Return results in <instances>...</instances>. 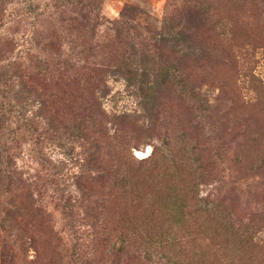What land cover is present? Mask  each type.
Masks as SVG:
<instances>
[{
    "label": "rangeland",
    "instance_id": "374dc122",
    "mask_svg": "<svg viewBox=\"0 0 264 264\" xmlns=\"http://www.w3.org/2000/svg\"><path fill=\"white\" fill-rule=\"evenodd\" d=\"M132 234L264 264V0H0V264H152Z\"/></svg>",
    "mask_w": 264,
    "mask_h": 264
},
{
    "label": "trees",
    "instance_id": "16d2710c",
    "mask_svg": "<svg viewBox=\"0 0 264 264\" xmlns=\"http://www.w3.org/2000/svg\"><path fill=\"white\" fill-rule=\"evenodd\" d=\"M74 72L78 73L77 68H75ZM132 158L135 160H138L133 155H132ZM5 164H6V171L3 176L2 185L4 186V188L5 187L8 188L14 182L13 179L15 178L13 177V173L11 172L12 167L14 168V159L10 156H7ZM122 176H124V174H122ZM20 187H21L20 184H18L17 189H21ZM175 189L176 191L174 192V196L172 195L174 199L173 202H176L178 204L171 203L172 207L169 209L181 210V213H183L184 207L186 205V194L184 193L182 188L179 189V187H175ZM209 200H210L209 197L200 198L199 202L201 204L204 203L208 205ZM16 207L18 206L16 205ZM131 237L133 238L132 241L135 242L136 245H134L132 241H129L131 239H126V238H123L124 243H128V247L130 246H132L133 248L142 247V250L145 253L144 256L152 264H182V263H179L181 254H179L178 251L180 248H182L185 241L178 234H160L159 236H156L155 234H152V235L151 234H132ZM140 239H143V241H141ZM58 240L60 239L58 238ZM138 240H140V242ZM124 250H125V247L120 249V251L122 252H125ZM127 250L128 249H126V251Z\"/></svg>",
    "mask_w": 264,
    "mask_h": 264
},
{
    "label": "bare ground",
    "instance_id": "6f19581e",
    "mask_svg": "<svg viewBox=\"0 0 264 264\" xmlns=\"http://www.w3.org/2000/svg\"><path fill=\"white\" fill-rule=\"evenodd\" d=\"M151 150H152V147L148 146V148L146 150H144V151L137 150V153H138L139 156L142 157V156H144L146 154H149L151 152Z\"/></svg>",
    "mask_w": 264,
    "mask_h": 264
}]
</instances>
